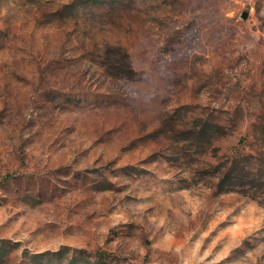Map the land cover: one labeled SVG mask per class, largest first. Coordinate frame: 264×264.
<instances>
[{"label":"rangeland","instance_id":"rangeland-1","mask_svg":"<svg viewBox=\"0 0 264 264\" xmlns=\"http://www.w3.org/2000/svg\"><path fill=\"white\" fill-rule=\"evenodd\" d=\"M0 264H264V0H0Z\"/></svg>","mask_w":264,"mask_h":264},{"label":"trees","instance_id":"trees-1","mask_svg":"<svg viewBox=\"0 0 264 264\" xmlns=\"http://www.w3.org/2000/svg\"><path fill=\"white\" fill-rule=\"evenodd\" d=\"M209 127H217L215 124H208ZM239 162L238 161H234L231 166L228 168L227 172L225 173L224 177L221 179V181L218 184V188L219 190H222L224 188V183L225 180L230 178V176L236 171V169L238 168ZM98 258L99 259H105V254H98Z\"/></svg>","mask_w":264,"mask_h":264},{"label":"water","instance_id":"water-1","mask_svg":"<svg viewBox=\"0 0 264 264\" xmlns=\"http://www.w3.org/2000/svg\"><path fill=\"white\" fill-rule=\"evenodd\" d=\"M247 12H242V17L245 19L247 17Z\"/></svg>","mask_w":264,"mask_h":264}]
</instances>
